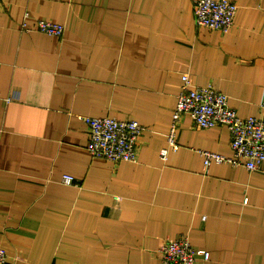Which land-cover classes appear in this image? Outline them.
<instances>
[{"label":"crops","instance_id":"0c3cea01","mask_svg":"<svg viewBox=\"0 0 264 264\" xmlns=\"http://www.w3.org/2000/svg\"><path fill=\"white\" fill-rule=\"evenodd\" d=\"M234 1L223 33L194 0H2L0 264H163L179 236L209 251L195 264H264V165L206 166L197 150L231 156L230 131L188 114L177 149L166 136L183 73L264 115V0ZM80 115L138 120V159L93 158Z\"/></svg>","mask_w":264,"mask_h":264},{"label":"built area","instance_id":"2783aa9c","mask_svg":"<svg viewBox=\"0 0 264 264\" xmlns=\"http://www.w3.org/2000/svg\"><path fill=\"white\" fill-rule=\"evenodd\" d=\"M2 0H0V5ZM238 5L234 0H194V14L197 24L227 33L235 24ZM28 15V13H27ZM40 31L62 36L65 24L46 19H37ZM27 28V22L22 23ZM264 107V100L261 102ZM188 114L197 127L209 128L217 125L228 127L233 150L231 156L207 149H198L206 166L213 162L242 165L255 170L264 165V115L242 117L229 104V96L214 88L212 84L195 86L188 73L182 74L177 104L171 112V123L167 131L170 147L177 149L178 130L184 115ZM87 124L88 150L93 158H106L114 163L136 161L138 141L144 126L135 119H118L114 116L80 115ZM162 158L167 157L168 149L161 150ZM62 182L75 184L70 173L62 176ZM163 264H195L199 256L210 258L207 250H197L188 236L166 240L158 249ZM10 255L0 244V263Z\"/></svg>","mask_w":264,"mask_h":264}]
</instances>
